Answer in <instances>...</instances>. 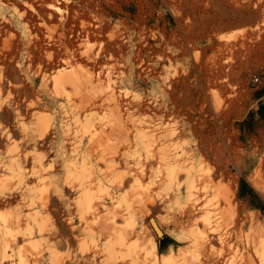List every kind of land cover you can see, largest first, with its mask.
I'll return each mask as SVG.
<instances>
[{
  "label": "rangeland",
  "instance_id": "obj_1",
  "mask_svg": "<svg viewBox=\"0 0 264 264\" xmlns=\"http://www.w3.org/2000/svg\"><path fill=\"white\" fill-rule=\"evenodd\" d=\"M70 67L106 90L92 92L88 82L87 90L58 92L55 76ZM255 74L260 81L252 86ZM42 115L53 125L41 136ZM140 127L154 136L150 147L137 139ZM166 152L181 163L171 184ZM185 166L212 215L223 202L215 186L234 197L236 211L212 224L225 237L215 243L225 257L204 252L188 233L196 225L184 214ZM53 190L61 211L41 213L46 226L22 230L0 264H117L102 254L85 263L93 252L81 244L106 243L108 226L123 227L131 217V241L155 237L160 254L178 253L184 264H264V0H0V228L19 210L25 228L34 195L42 202ZM85 192L92 202H82ZM151 218L162 230L157 238ZM39 234L40 244L29 246Z\"/></svg>",
  "mask_w": 264,
  "mask_h": 264
},
{
  "label": "bare ground",
  "instance_id": "obj_2",
  "mask_svg": "<svg viewBox=\"0 0 264 264\" xmlns=\"http://www.w3.org/2000/svg\"><path fill=\"white\" fill-rule=\"evenodd\" d=\"M78 68V67H76ZM79 69V68H78ZM78 69H75L74 67H70L69 69L68 68H64V70H60L59 72H61L58 76H55V87H56V90L58 92H61V93H64L67 89V86L68 85H71L73 86L76 90V93L86 89L87 88H90L92 89V92L93 90H96L94 92H97L98 90L104 92L103 90H106V88L99 84V83H94L91 78L89 77L90 74H84L85 71L82 73L80 72ZM101 80V79H100ZM91 85H89L88 84ZM90 86V87H89ZM108 87V86H106ZM87 90V89H86ZM86 91H85V96H86ZM92 94V93H91ZM105 94V93H104ZM94 95V94H93ZM111 98L114 99V92L110 94ZM84 96V95H83ZM88 96V95H87ZM86 96V97H87ZM94 98V97H93ZM90 95V99L92 100L93 99ZM84 99V98H83ZM82 99V100H83ZM108 99V97L106 98ZM89 101V98L87 99ZM90 100V102H91ZM99 100V99H98ZM105 101V100H104ZM103 102V100H102ZM105 103V102H103ZM107 103V101H106ZM85 104V103H84ZM98 104V103H97ZM118 104V102L116 103ZM90 105H92V102L90 103ZM106 105V104H105ZM111 105V104H110ZM82 106V105H81ZM86 106V105H85ZM84 107V106H83ZM97 107V106H96ZM88 108V106H87ZM95 108V107H94ZM108 108V107H107ZM106 108V109H107ZM110 108V107H109ZM113 109L112 111H114V109H116L115 107L114 108H111ZM117 110V109H116ZM115 110V111H116ZM111 112V111H109ZM121 112V110H120ZM105 113V112H104ZM106 114V113H105ZM119 114V113H118ZM122 114V113H120ZM120 116V118H119ZM118 118L121 119V115H118ZM111 119V118H110ZM109 119V120H110ZM116 120V118H114ZM112 120V119H111ZM123 120V119H121ZM114 121V120H113ZM112 121V122H113ZM118 121V119L116 120ZM127 121V120H126ZM89 123V121H88ZM97 124V123H96ZM111 124V123H110ZM112 124H116V123H112ZM53 125V122H52V118L49 117V116H40L38 121H37V130L40 132V135H45L47 134L48 130H50L51 126ZM101 125V124H100ZM120 125V124H117V126ZM123 125V124H122ZM103 126V125H101ZM128 126V123L127 125ZM99 127V125H98ZM97 127V129H98ZM114 127V126H113ZM116 127V126H115ZM123 127V126H122ZM120 127L121 129H123V133L125 134V136L128 137V129H124ZM95 128V127H94ZM128 128V127H127ZM91 129V128H90ZM102 129V127H101ZM100 129V130H101ZM97 131V130H96ZM97 133V132H96ZM115 133V131L113 132ZM118 133V132H116ZM99 134V133H98ZM101 134V133H100ZM110 134V133H109ZM122 134V133H120ZM113 135V134H112ZM104 136V135H103ZM102 136V137H103ZM106 136H109V135H106ZM120 137L123 136L122 135H119ZM123 136V137H125ZM136 136H137V139L141 142V143H144L147 147H150L153 142H154V136L149 133L148 130H146L145 128H139V130L137 131L136 133ZM118 137V136H117ZM97 138V137H96ZM95 138V139H96ZM99 138V137H98ZM131 138V137H130ZM114 139V138H113ZM122 139V138H121ZM120 139V140H121ZM126 139V138H125ZM100 140V139H98ZM97 140V141H98ZM124 140V139H122ZM128 140V139H127ZM95 141V140H94ZM96 141V142H97ZM114 141V140H113ZM134 141V140H133ZM104 142V141H103ZM114 143V142H113ZM122 143V142H121ZM125 143H126V140H125ZM133 143V142H132ZM97 144V143H96ZM110 144V143H109ZM104 145V144H103ZM112 145V144H111ZM110 145V146H111ZM105 146V145H104ZM108 146V147H110ZM116 146V144H115ZM124 146V145H123ZM133 146V145H132ZM114 147V146H113ZM118 147V146H117ZM118 148H121L120 147V144H119V147ZM105 149V148H104ZM108 149V148H107ZM114 149V148H113ZM160 149V147H159ZM165 149V147H164ZM109 150V149H108ZM130 150V149H129ZM98 151V150H97ZM107 150H105L106 152ZM119 151V150H118ZM167 151V149H166ZM110 152V151H109ZM124 152H126L124 150ZM21 153V152H20ZM104 153V152H103ZM120 153V151H119ZM167 153V152H166ZM162 153L161 154V159L163 161V163H165L166 165V171H167V177L169 179V183L171 184L174 179L176 178V175L177 173L180 171V168H181V163L179 164L178 162H173L170 157L168 156V153ZM118 154V153H117ZM112 155V154H111ZM99 159V158H98ZM102 159V158H101ZM128 159V158H127ZM122 161V160H121ZM124 161V160H123ZM112 161L109 162V164L111 163ZM125 163V162H124ZM127 163V162H126ZM125 163V165H127ZM49 164V163H48ZM105 164H108L107 161H105ZM85 165H87L85 163ZM114 165V164H113ZM12 166V170L14 172H16L15 174H18L19 176L22 173L21 169L22 167L17 164H11ZM186 169V181L184 183L185 185V188H186V199L188 200V206L187 208L185 209L184 211V214L186 216V218L192 223V225H196V227L194 226H191L192 228L188 229V233L189 235H193V242H195L197 245L201 246L203 248V251L204 252H211L212 254H215V255H219L220 256V253L221 255H225V251H223V246H222V251L223 252H220V250L218 251V249L216 248V246L218 244H221V245H224L225 243V237L223 236V233H221L219 230H217L216 228H213L212 227V224H213V220H218L219 222H221L224 218L228 217L227 215H232L233 212L236 211V205L235 203L233 202V198L231 195H229L228 191H226L222 185H217L215 186L216 187V191H217V194L219 193V195L222 196V199H223V202L222 200L218 201L217 203H215V206H214V214L212 215L211 211L207 208V205L206 203L202 202L199 195H195L194 194V191L192 190V187H193V183L192 181H187L188 178L190 177L189 175V170H188V166H185L184 167ZM222 168V167H221ZM183 169V168H182ZM184 170V169H183ZM182 170V171H183ZM29 171V170H28ZM139 171V170H138ZM219 171V170H218ZM43 172V171H41ZM141 172V171H140ZM184 172V171H183ZM215 172V171H214ZM217 174V173H216ZM215 174V175H216ZM219 175V174H218ZM7 177V176H6ZM125 177V176H124ZM141 178V177H140ZM59 179V178H57ZM138 180V179H137ZM140 181V180H139ZM138 181V182H139ZM35 183V182H34ZM140 183V182H139ZM142 183V182H141ZM23 184V183H22ZM92 187V186H91ZM63 188V187H62ZM88 188V187H87ZM98 188V187H97ZM4 189V188H3ZM8 189V188H7ZM20 189V188H19ZM71 189V188H70ZM89 189V188H88ZM148 189V188H147ZM178 189V188H177ZM12 190V189H11ZM50 190V189H49ZM48 190V192H49ZM86 190V189H85ZM101 190V189H99ZM41 191V189H40ZM72 191V190H70ZM4 192H5V189H4ZM150 192V191H149ZM15 193V192H14ZM137 198L140 199V200H145L146 198V191H145V188H141V187H138V190H137ZM150 194V193H149ZM233 194V193H232ZM41 195V194H40ZM43 195V194H42ZM48 196V194H46ZM92 195V194H90ZM90 195L88 192H85L84 193V197L82 198V202L84 204L88 203L89 201L92 202L93 198L90 200ZM151 195V194H150ZM152 196V195H151ZM235 196V194H234ZM9 197V196H8ZM54 197V196H53ZM148 197V196H147ZM55 198V197H54ZM149 198V197H148ZM179 196H177V201H179ZM18 199V198H17ZM51 197H49V199L46 198V200H42L41 201H37V199H32L33 202L32 204H35L36 206L33 208L34 210L32 212H29L28 215L26 216L25 218V224L23 225L25 228H21L22 226V223L21 221L24 219L23 217L25 215L22 214V212L19 210L17 211L16 209H14L15 211H17L14 215V217L12 216V218H9L10 220H8L6 226H4L3 228H0V239L1 241L3 242L1 244V247H0V254H2L3 256H5L6 254L8 255H11L9 252H7V248L10 246V242L12 241H17L19 240L18 238L20 237V235L22 234V230H27L30 234H33L35 233V231H33V229H35V227H40L42 224H44L46 226V223H45V219L44 217H41L40 214L44 213L40 207H43V208H46L47 207V204H49V201ZM218 199V198H217ZM97 200V199H96ZM1 201V200H0ZM3 201V200H2ZM52 201V199H51ZM103 202V201H102ZM152 202V201H151ZM16 203V202H15ZM31 203V202H30ZM96 207H97V203L96 201L94 202ZM122 203V202H121ZM54 204H57L54 203ZM83 204V207L85 206ZM102 204V203H101ZM39 205V207H38ZM90 205V204H89ZM89 205H86V206H89ZM99 205H100V202H99ZM98 205V206H99ZM104 205V204H103ZM17 206V205H16ZM55 206V205H54ZM57 206V205H56ZM55 206V207H56ZM107 206V205H105ZM60 207V206H59ZM58 207V208H59ZM91 207V206H90ZM121 207V206H120ZM26 208V207H25ZM85 208V207H84ZM83 208V211H85ZM99 208H101L99 206ZM98 210H101L99 209ZM104 208V207H102ZM21 209V208H20ZM89 208L86 209V211L88 210ZM1 210V209H0ZM22 210V209H21ZM58 210V209H57ZM2 211V210H1ZM0 211V212H1ZM5 211V210H4ZM10 211V210H8ZM30 211V210H29ZM61 211V209H59V212ZM82 211V210H81ZM89 211V210H88ZM91 211V210H90ZM104 211V210H103ZM205 212L204 214V217L202 219V221L199 219L198 217V214L200 212ZM3 212V211H2ZM7 212V210L5 211ZM125 212V211H124ZM10 213H12L10 211ZM10 213H5V214H10ZM58 213V212H57ZM56 213V214H57ZM81 213V212H80ZM100 213V212H99ZM121 213V212H120ZM2 214V213H1ZM82 214V213H81ZM85 214V213H84ZM83 215V214H82ZM99 215V214H98ZM4 216V215H3ZM6 216V215H5ZM8 216V215H7ZM47 216V215H46ZM116 216V215H115ZM114 216V218H115ZM182 216V215H181ZM11 217V216H9ZM82 217V216H81ZM111 218V216H109ZM131 217V216H130ZM179 217V216H178ZM184 217V215H183ZM57 218V217H56ZM102 218V217H101ZM100 218V219H101ZM108 218V217H107ZM113 218V217H112ZM134 218V216H133ZM185 218V219H186ZM60 219V218H59ZM99 219V220H100ZM116 219V218H115ZM119 219V217H118ZM125 219V217H124ZM179 219V218H178ZM58 220V219H57ZM62 220V219H61ZM108 220V219H107ZM106 220V221H107ZM112 220V219H110ZM7 221V220H6ZM70 221V220H69ZM89 221V220H88ZM101 221V220H100ZM134 221L135 220H132V217L130 218V221L129 223H127L125 226L123 227H117L115 225H110L108 226V222H107V226H108V229H109V233H111L113 235L112 238H109L110 240H108L106 243H103V244H100V243H94V244H88L87 242H83L81 244V250H83L84 252L86 251H91L93 252L92 255L90 256H86L85 257V263L90 260L91 262L93 263H96L95 261L97 260V255L99 254H102V255H105V260L106 261H114L115 263L117 264H184L182 262H180L179 258H178V253H171V254H168V255H162L158 252V243L155 239V237H152L150 239H143L142 237V234H139L141 235V237H137L135 238L134 241H131L129 238L130 236L134 233H136V228L134 227ZM113 222V220H112ZM199 222L201 223V225L199 226ZM95 223V222H94ZM156 223V224H155ZM4 224V223H2ZM48 224V223H47ZM68 224V223H67ZM87 224V223H86ZM113 224V223H112ZM1 225V223H0ZM5 225V224H4ZM64 225V223H63ZM69 225V224H68ZM105 225V224H104ZM156 225L158 226V228L161 230V227L158 223V221L155 219V218H151L149 220V226L151 228V230L154 232L156 238L158 235H162L156 228ZM74 226V225H73ZM72 226V227H73ZM48 227V226H47ZM51 227V226H50ZM67 227V226H66ZM71 227V228H72ZM104 227V226H103ZM106 227V226H105ZM209 227H211V230L209 231ZM46 228V227H45ZM148 228V227H147ZM106 229V228H105ZM64 230V229H63ZM73 230V229H72ZM38 231V228L36 230V233ZM40 231V230H39ZM42 231V230H41ZM139 231V230H138ZM162 231V230H161ZM27 232V233H28ZM43 232V231H42ZM91 232V231H90ZM89 232V233H90ZM93 232V231H92ZM94 233V232H93ZM108 233V235H109ZM67 234V233H66ZM70 235V234H69ZM67 235V236H69ZM91 235V234H90ZM96 235V234H95ZM136 235V234H135ZM188 235V236H189ZM66 236V235H65ZM94 236V235H93ZM134 236V235H133ZM41 237V235H37L36 238L33 237V242L32 243H27L29 244V246L32 244V245H38L40 244V242H38L39 238ZM148 238V237H147ZM29 240V239H27ZM36 241V242H34ZM216 241H218L219 243H217V245H215ZM11 242V243H12ZM28 242V241H27ZM31 242V241H30ZM23 245H24V242H22ZM21 244V243H20ZM16 246V245H15ZM22 246V245H21ZM192 246V245H191ZM261 248H260V252H261V256L262 258L264 259V240L261 241ZM221 247V246H220ZM227 247V246H226ZM23 248V247H22ZM30 248V247H29ZM33 248V247H32ZM181 248V247H180ZM194 248V247H193ZM228 248V247H227ZM26 249V248H25ZM186 249V248H185ZM217 249V250H216ZM10 250V249H8ZM48 250H49V253H50V256H51V259L53 260L52 262L56 261L58 262L59 261V250L57 249V245L56 244H50L48 246ZM187 250V249H186ZM185 250V251H186ZM225 250V249H224ZM61 251V250H60ZM27 252V251H26ZM178 252V251H177ZM182 252V251H181ZM203 252V253H204ZM206 252V253H207ZM220 252V253H219ZM186 253V252H185ZM197 253V252H196ZM223 253V254H222ZM40 255V254H39ZM62 255V254H61ZM183 255V254H182ZM185 255V254H184ZM183 255V256H184ZM213 255V256H215ZM223 255V256H224ZM21 256V255H20ZM190 257V255H187ZM193 256V254H192ZM191 256V257H192ZM217 256V257H219ZM32 257V256H31ZM64 257V256H63ZM190 257V258H191ZM225 257V256H224ZM6 258V257H5ZM9 258V257H8ZM15 258V257H14ZM220 258V257H219ZM102 259V257H101ZM192 259H197L194 257H192ZM200 259V258H199ZM64 260V259H63ZM62 260V261H63ZM215 260V259H214ZM12 261V260H11ZM23 261V260H22ZM61 261L60 264H67V263H63ZM198 261V260H196ZM24 262V261H23ZM30 262V261H29ZM186 262H189V261H186ZM102 263L104 264L105 262L102 261ZM21 264V263H20ZM58 264V263H57Z\"/></svg>",
  "mask_w": 264,
  "mask_h": 264
},
{
  "label": "crops",
  "instance_id": "obj_3",
  "mask_svg": "<svg viewBox=\"0 0 264 264\" xmlns=\"http://www.w3.org/2000/svg\"><path fill=\"white\" fill-rule=\"evenodd\" d=\"M38 140V136H36V134H28L27 135V141H34V143H36V141ZM22 151V150H21ZM21 158L23 159V160H25V158L23 157V155L21 156ZM54 162H55V160H54ZM48 163H50V162H47V164L46 165H48ZM45 165V166H46ZM53 184V183H52ZM53 186H54V184H53ZM33 196V195H32ZM55 198H54V197ZM34 197L37 199V197L38 196H36V195H34ZM51 199H52V201L50 202V205H48L46 208H43V207H40V209L43 211V212H51V213H54V214H56L57 212L59 213V209H62V197L61 196H59V195H55V193H54V190H53V192L51 193ZM57 202V204H54V203H56ZM56 207H55V206ZM60 206V207H59ZM38 207H39V205H38ZM59 207V208H58ZM58 209V210H57ZM58 213L56 214V215H58ZM57 234L59 235V232H57ZM57 234H56V236H57ZM63 237V235L62 236H58V237H56V240H60L61 238Z\"/></svg>",
  "mask_w": 264,
  "mask_h": 264
},
{
  "label": "built area",
  "instance_id": "obj_4",
  "mask_svg": "<svg viewBox=\"0 0 264 264\" xmlns=\"http://www.w3.org/2000/svg\"><path fill=\"white\" fill-rule=\"evenodd\" d=\"M260 81V77L258 75H254L251 79V84L252 86H256L258 84V82Z\"/></svg>",
  "mask_w": 264,
  "mask_h": 264
},
{
  "label": "water",
  "instance_id": "obj_5",
  "mask_svg": "<svg viewBox=\"0 0 264 264\" xmlns=\"http://www.w3.org/2000/svg\"><path fill=\"white\" fill-rule=\"evenodd\" d=\"M156 224V223H155ZM156 228H158V226L156 225ZM161 234H162V231L158 228L157 229Z\"/></svg>",
  "mask_w": 264,
  "mask_h": 264
}]
</instances>
